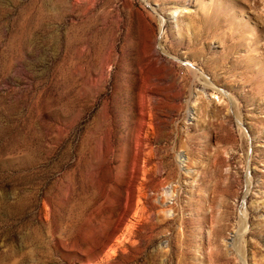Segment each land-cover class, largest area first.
<instances>
[{
    "label": "rangeland",
    "instance_id": "1",
    "mask_svg": "<svg viewBox=\"0 0 264 264\" xmlns=\"http://www.w3.org/2000/svg\"><path fill=\"white\" fill-rule=\"evenodd\" d=\"M229 1L0 0V264H261L264 34Z\"/></svg>",
    "mask_w": 264,
    "mask_h": 264
},
{
    "label": "bare ground",
    "instance_id": "2",
    "mask_svg": "<svg viewBox=\"0 0 264 264\" xmlns=\"http://www.w3.org/2000/svg\"><path fill=\"white\" fill-rule=\"evenodd\" d=\"M229 6L231 7V9H232V12H231V16H233L234 18H232L231 20H234L235 19V16H237V15H248L251 19H254L258 24H260V25H262V29H263V33H262V35L264 34V21H263V18H264V2H263V4L262 3H260V2H258V1H255V0H230L229 1ZM224 4L223 3H220V5L219 6H221V8H220V11L221 10H225L226 8H227V6L226 7H224L223 6ZM263 7V10L262 11H259L260 10V7ZM210 11V10H209ZM212 11V10H211ZM206 13V12H205ZM215 14L214 15H216V12H214ZM222 13V12H221ZM220 13V14H221ZM213 15V14H212ZM228 15V14H227ZM211 16V15H210ZM217 16V15H216ZM212 17V16H211ZM221 17V16H220ZM220 17L218 16L217 18L218 19H220ZM211 19V18H210ZM221 19H225L224 17L223 18H221ZM216 21V20H215ZM229 23V22H228ZM231 24V23H230ZM223 26V25H222ZM224 27H225V25H224ZM217 28H221V23L219 24V23H217L216 24V29ZM243 31H244V29L245 28H241ZM215 30V29H214ZM218 31V30H217ZM231 31V30H230ZM241 31V30H240ZM251 34H254L253 32H252V30H250L249 31ZM231 33V36L233 35V32L231 31L230 32ZM236 33V32H235ZM262 35H261V37H262ZM230 36V35H229ZM258 38H260L259 36H257ZM248 38V36H243L242 37V40L243 39H247ZM241 40V41H242ZM257 40V39H256ZM263 43H262V45L260 46V48L263 50L262 51V53H260L259 55L261 56V57H264V36H263ZM240 41V42H241ZM244 41V40H243ZM259 41V40H258ZM237 42V41H236ZM233 43H235V42H233ZM236 44V43H235ZM234 44V45H235ZM254 44V43H253ZM233 45V46H234ZM248 45V44H247ZM250 45V44H249ZM239 47V45L237 46V48ZM235 50V49H234ZM233 52V51H232ZM253 56V55H252ZM246 59V58H245ZM238 66V65H237ZM257 66V65H256ZM233 67V66H232ZM231 67V68H232ZM240 67V66H239ZM250 67V66H249ZM243 69V68H242ZM247 69V68H246ZM154 80H157V79H154ZM242 81H244L245 80V78H243V79H241ZM216 91H218V90H216ZM215 91V92H216ZM256 97H258V98H260L262 95H264V89H262V88H257V91H255L254 93H253ZM261 264H264V259H263V261L261 262Z\"/></svg>",
    "mask_w": 264,
    "mask_h": 264
}]
</instances>
